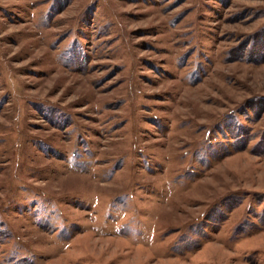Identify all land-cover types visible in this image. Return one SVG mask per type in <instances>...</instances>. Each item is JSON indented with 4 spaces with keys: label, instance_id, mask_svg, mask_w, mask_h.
<instances>
[{
    "label": "rangeland",
    "instance_id": "rangeland-1",
    "mask_svg": "<svg viewBox=\"0 0 264 264\" xmlns=\"http://www.w3.org/2000/svg\"><path fill=\"white\" fill-rule=\"evenodd\" d=\"M0 264H264V0H0Z\"/></svg>",
    "mask_w": 264,
    "mask_h": 264
}]
</instances>
